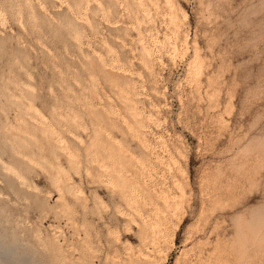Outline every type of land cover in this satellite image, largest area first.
Segmentation results:
<instances>
[{
    "label": "rangeland",
    "instance_id": "obj_1",
    "mask_svg": "<svg viewBox=\"0 0 264 264\" xmlns=\"http://www.w3.org/2000/svg\"><path fill=\"white\" fill-rule=\"evenodd\" d=\"M0 245L264 264V0H0Z\"/></svg>",
    "mask_w": 264,
    "mask_h": 264
},
{
    "label": "bare ground",
    "instance_id": "obj_2",
    "mask_svg": "<svg viewBox=\"0 0 264 264\" xmlns=\"http://www.w3.org/2000/svg\"><path fill=\"white\" fill-rule=\"evenodd\" d=\"M106 72V71H105ZM105 74V73H104ZM20 110V108H19ZM26 122V121H25ZM27 124V123H26ZM33 126V125H31ZM31 151V150H30ZM29 155V154H28ZM6 235V234H5ZM18 245V244H17ZM2 246V245H0ZM15 247V246H14ZM5 249V248H4ZM12 249L11 248H6V250H3V251H0V264H13V262H10V261H6L4 259V257H9L12 253ZM25 259V258H24ZM25 263V262H24Z\"/></svg>",
    "mask_w": 264,
    "mask_h": 264
}]
</instances>
